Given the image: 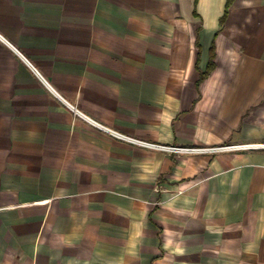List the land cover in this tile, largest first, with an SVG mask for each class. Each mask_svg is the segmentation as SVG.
<instances>
[{"label":"crops","instance_id":"crops-1","mask_svg":"<svg viewBox=\"0 0 264 264\" xmlns=\"http://www.w3.org/2000/svg\"><path fill=\"white\" fill-rule=\"evenodd\" d=\"M0 0V264H264V0ZM71 105L86 117L69 107Z\"/></svg>","mask_w":264,"mask_h":264},{"label":"built area","instance_id":"built-area-1","mask_svg":"<svg viewBox=\"0 0 264 264\" xmlns=\"http://www.w3.org/2000/svg\"><path fill=\"white\" fill-rule=\"evenodd\" d=\"M70 108L75 110L71 105H69ZM75 112L79 115H82L83 117H86L79 111L75 110ZM87 118V117H86ZM91 123L97 127L100 131L103 133L114 137L116 139H120L122 141H126L129 143H132L137 146L145 147V148H150V149H158L162 151H167L175 154H213V153H221L225 151H232V150H246V149H264V143L263 144H249V145H224V146H219V147H183V146H167V145H160L156 143H151L148 141H143L139 140L133 137H129L127 135H124L122 133H119L115 130H112L108 127H105L96 121H93L89 118H87Z\"/></svg>","mask_w":264,"mask_h":264},{"label":"trees","instance_id":"trees-1","mask_svg":"<svg viewBox=\"0 0 264 264\" xmlns=\"http://www.w3.org/2000/svg\"><path fill=\"white\" fill-rule=\"evenodd\" d=\"M231 3H232V0H229L228 1V7L231 5Z\"/></svg>","mask_w":264,"mask_h":264}]
</instances>
